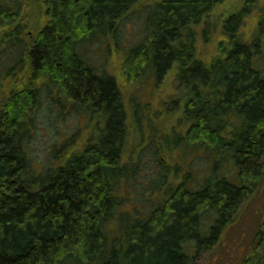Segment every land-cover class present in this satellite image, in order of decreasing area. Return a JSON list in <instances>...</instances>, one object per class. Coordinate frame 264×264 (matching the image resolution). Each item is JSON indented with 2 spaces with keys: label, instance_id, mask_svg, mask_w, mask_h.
<instances>
[{
  "label": "trees",
  "instance_id": "16d2710c",
  "mask_svg": "<svg viewBox=\"0 0 264 264\" xmlns=\"http://www.w3.org/2000/svg\"><path fill=\"white\" fill-rule=\"evenodd\" d=\"M139 1L45 0V25L32 38L19 2L0 1V264H196L261 189L264 70L257 59L264 50V0H245L223 22L219 52L207 61L198 39L209 26L199 28L225 0L146 5L144 31L126 50L119 29ZM252 8L261 20L249 41L240 31ZM97 38L106 59L113 50L125 52L121 70L130 81L152 75L159 81L176 68L179 97L165 111H182L188 124L184 133L164 135L166 145L154 150L159 165L149 195L141 193L140 204L132 197L130 210L128 186L152 145L125 162L130 131L122 90L108 60L94 63L85 53ZM132 105L143 129L145 105L135 99ZM53 113L96 118L104 128L78 146L79 130L54 127L55 164L37 172L29 145L41 119L54 126ZM144 120L152 127L151 115ZM186 148L192 155L185 170L166 159L165 152ZM202 157L210 163L199 174L193 161ZM156 193L162 197L152 202ZM148 196L152 205H141ZM242 264H264V212Z\"/></svg>",
  "mask_w": 264,
  "mask_h": 264
},
{
  "label": "rangeland",
  "instance_id": "374dc122",
  "mask_svg": "<svg viewBox=\"0 0 264 264\" xmlns=\"http://www.w3.org/2000/svg\"><path fill=\"white\" fill-rule=\"evenodd\" d=\"M0 1L2 2L5 0ZM9 1H18L21 5V21L27 24L28 37L32 38L44 27L46 21L45 0ZM155 1L156 0H140L134 7V10L127 15L122 22V29H119V31L126 50L133 47L129 44L138 42L140 37L139 33L144 31V23L142 20L143 15L141 17V10L146 5L153 6ZM244 2L245 0H225L215 9L212 15L206 19V23L199 28L201 33L203 29H207V26H209V33L201 35L198 39V49L200 56L203 59L207 61L218 54L219 44L224 39L222 28L223 22L231 15L237 14L242 9ZM260 20L261 16L259 10L252 8L249 15L243 21L240 31L245 36V40L250 41L257 33H259ZM2 33H4L3 30L0 31V37L2 36ZM262 36L261 41L264 42V34H262ZM102 41L103 38L95 39L92 43L93 45L88 46L85 49V53L87 56L91 57L94 63L102 64L104 62L103 59L108 60L106 63L109 65V70L116 76L122 90L129 116L128 124L130 131V138L127 142L124 155L125 162H136L139 152L145 147L152 145L149 147L150 150L147 148L143 150V163L138 168V174L131 183L133 186L130 185L131 188L128 186L127 193L129 194L130 202H127L126 207L130 210L136 204H132V197L134 198V201H137L138 204H140L144 200V198H140L142 197L141 193H144L145 195L148 194L146 188L150 185V179L157 174L159 164L156 162L154 150L166 145V136H168V134H172L174 130L184 133L188 129V124L186 125L184 121L182 111H179L174 115H170L167 112L170 109L175 108V100L179 97V93L176 90V68L168 71L159 81H157L156 77L153 75L147 77V79H141L138 82L130 81L123 75L121 70L122 57L125 55V52L122 53L121 51L118 52L117 50H113L106 59V54L103 51L101 44ZM261 53L262 54L259 56L257 61L258 65L264 70V50ZM181 94L184 95L185 93L182 92ZM133 99H135L136 102L139 101V103H143V107L145 105V109L143 111L141 110L139 113V115L143 117V129L136 123L134 115L135 109L132 105ZM48 103L42 110L45 116L46 112H50V106ZM44 104H46V100ZM154 111H161V114L156 118L153 116ZM53 115L54 126L51 127V123L47 120V118L44 117L41 119L39 130H37L29 145L32 159L35 162L33 169L37 172H41L45 167L55 164L50 158V151L60 137H58L54 127H62L67 131H75L74 133H77V130H79V136L76 138V144H78V146L84 142H88V140L95 141L98 139L101 134L100 130L104 128L103 122L99 125V127L97 126L96 118L91 120L81 116L78 121L76 114L72 113H68V115L66 114V117H60L54 113ZM150 115L152 119V127L149 125L145 126L146 123L144 122V119L148 116L150 117ZM176 150L174 149L171 152H165L166 159L171 165L180 163V166L185 170L190 164L192 153H190L187 148L183 150L182 153H178ZM193 163L194 170L199 174H202L206 172L210 161L202 157L195 159ZM235 173L236 171L233 170V167L229 164L227 176L234 180ZM130 190H132V196ZM135 194L138 196L135 197ZM160 197H162L161 193H156L154 197H152V202H158ZM149 201H151V199L148 196V198L146 197L145 203L143 202L141 205H152ZM263 212L264 183L259 192L243 207L235 221L225 229L219 243L215 245L212 250L202 253L196 264H242V259L246 254L249 243L254 235Z\"/></svg>",
  "mask_w": 264,
  "mask_h": 264
}]
</instances>
